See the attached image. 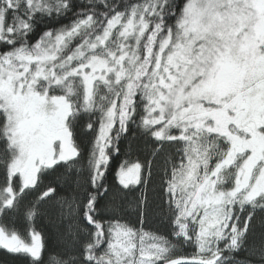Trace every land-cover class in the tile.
<instances>
[{
    "label": "snow or ice",
    "instance_id": "6c2138e0",
    "mask_svg": "<svg viewBox=\"0 0 264 264\" xmlns=\"http://www.w3.org/2000/svg\"><path fill=\"white\" fill-rule=\"evenodd\" d=\"M82 121L95 134L87 158ZM132 125L156 147L109 186ZM0 145V248L27 264H45L34 221L61 169L86 172L58 201L78 254L48 264H237L264 212V0H0ZM166 145L161 235L143 225ZM135 186L139 227L120 204ZM184 244L195 253L176 256ZM251 251L264 261V241Z\"/></svg>",
    "mask_w": 264,
    "mask_h": 264
},
{
    "label": "trees",
    "instance_id": "16d2710c",
    "mask_svg": "<svg viewBox=\"0 0 264 264\" xmlns=\"http://www.w3.org/2000/svg\"><path fill=\"white\" fill-rule=\"evenodd\" d=\"M76 3H87V0H76ZM59 23H53L54 28H59L62 25L71 23V16L67 19L56 18ZM47 22V21H46ZM77 142L80 144L81 149L87 158L89 150L91 148V141L94 139V133L86 127V121L80 122L76 129ZM119 152L112 153V160L109 166V170L106 173L107 184L115 187L118 185L116 178V171L120 164L127 161L130 164L139 162L145 163L147 159H151V151L153 147L152 142L141 135L137 130L136 125L131 126L130 132L122 136L118 141ZM2 148V145H0ZM2 155V152H0ZM176 151L173 146H165V152L161 153L159 157L154 161L152 168V177L147 188V192L150 200H152L153 210L145 217L144 229L146 231L158 233L161 235H167L169 232L168 218L160 210L162 206L161 202V179L163 171L166 167L165 161H175ZM84 163H87L85 159ZM83 172V168H81ZM64 176V170L54 173L46 177L43 180V185L51 184L57 188L56 194L52 199L46 200L40 205V214L34 221L35 229L41 232L44 237L45 251L43 259L45 264H48L50 257L61 255L72 251L73 254H78L76 248L78 246L73 245L69 232V224L71 221L62 214V210L58 204L61 197L67 196L70 192L78 191L77 184L86 176V172L83 176L76 175L70 179H62ZM3 179V170L0 168V180ZM143 189L141 186H135L131 191H125L123 193L124 199L120 201L122 206V215L124 218L131 222L133 225L139 227L138 212L136 208V200L140 196ZM34 195L28 197L33 199ZM16 218L13 217V220ZM251 231L249 234L248 242L244 249L234 253L235 261L237 264H264L258 253L251 251L253 247L258 248L262 241H264V212L256 211L254 218L251 222ZM21 227V230L26 226L23 222L17 225ZM195 253L194 245L184 244L178 246L175 255L191 256ZM0 264H27V261L19 256L8 253L6 250L0 248Z\"/></svg>",
    "mask_w": 264,
    "mask_h": 264
}]
</instances>
